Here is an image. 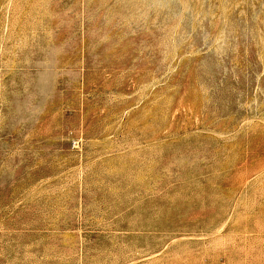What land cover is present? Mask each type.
I'll list each match as a JSON object with an SVG mask.
<instances>
[{
    "label": "rangeland",
    "instance_id": "1",
    "mask_svg": "<svg viewBox=\"0 0 264 264\" xmlns=\"http://www.w3.org/2000/svg\"><path fill=\"white\" fill-rule=\"evenodd\" d=\"M0 264H264V0H0Z\"/></svg>",
    "mask_w": 264,
    "mask_h": 264
}]
</instances>
